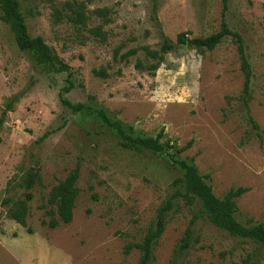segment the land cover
I'll return each mask as SVG.
<instances>
[{
	"label": "rangeland",
	"instance_id": "rangeland-1",
	"mask_svg": "<svg viewBox=\"0 0 264 264\" xmlns=\"http://www.w3.org/2000/svg\"><path fill=\"white\" fill-rule=\"evenodd\" d=\"M18 1L30 36L42 37L56 64L70 72L34 62L0 19V264H137L139 245L169 200L173 206L148 264H264V245L217 228L200 199L174 196L185 190L178 183L183 171L170 155L193 161L219 198L248 188L237 199L236 219L264 224V0H227L225 12L252 67L250 114L236 43L231 37L213 49L195 43L220 30L224 0ZM78 3L89 16L86 26L55 18L56 9L66 13L68 4ZM97 27L103 35L90 32ZM182 32L194 44L167 53L155 74L136 68L138 61L150 62L144 47L159 49ZM133 49L136 54L120 59ZM103 69L106 78L95 74ZM69 82L73 89L63 95L81 105L76 112L60 100ZM100 110L134 136L163 131L178 148L192 145L183 152L126 149ZM77 165L73 220L51 228L43 223L50 221L47 211L56 212L50 192ZM31 169L40 178L23 226L8 213L23 198ZM189 227L190 245L182 250Z\"/></svg>",
	"mask_w": 264,
	"mask_h": 264
},
{
	"label": "trees",
	"instance_id": "trees-1",
	"mask_svg": "<svg viewBox=\"0 0 264 264\" xmlns=\"http://www.w3.org/2000/svg\"><path fill=\"white\" fill-rule=\"evenodd\" d=\"M68 5L70 11L64 13V11L56 9L54 15L55 18L61 20L62 17H65L68 21L82 25L83 27L86 26L89 16L85 13L84 4L78 3ZM226 7L227 0H224V11L220 30L207 37L198 38L195 43L199 49H213L228 37H231L236 43L241 62V69L244 74L243 99L248 114H250L248 104L251 98L252 67L246 53L243 36L238 32L232 31L226 23ZM94 13L101 17L107 16V11L105 9H97ZM0 19L12 30L19 48L26 52L34 62L43 65L44 69H52L56 72H70L69 66L65 64H60V66H58L56 64L57 58L53 53V50L46 44L42 37L32 38L30 36L18 0H0ZM90 32L96 36L103 35L101 27L90 29ZM187 35V32L178 34L175 42L165 39L159 49L144 47L143 49L150 59V62L145 63L143 61H138L135 65L136 68L155 74L163 63L167 53L176 49L179 45L194 44L187 38ZM136 53L137 49L130 50L120 56V59L127 60L130 56ZM116 56L117 55H115V57ZM95 74L102 76L103 78L109 76L104 69L95 71ZM72 89L73 83L69 82V85L62 89L60 100L65 107H69L76 112L81 108V105L72 104L71 101L63 95L64 92L68 93ZM98 114L104 123L115 129L120 138V144L126 149L151 151L154 153H165L169 149H175L176 152H183L192 145V141H190L186 146L178 148L176 145L171 144L170 140H164L165 133L163 131H160L155 137L134 136L131 133L132 128H126V126L119 120L110 119L104 110H100ZM249 119L254 127L258 128V125L251 116H249ZM170 155L173 162H175L183 171V176L178 179V183L182 184L185 192L177 191L174 195L175 197L181 196L188 203H193L195 198L200 199L205 208L208 220L217 228L228 232L232 236L248 238L264 245V224L262 222L255 223L252 226H245L236 219V213L239 211L237 199L245 194L248 191V188H232L222 198H219L213 192L212 186L205 181L208 176L201 175L197 165L193 161L178 160L175 158L174 154ZM79 177L80 165H77L64 180L60 181L53 187L49 195L48 203L49 205L56 206V212L54 210L47 211V213L51 215V218L49 222L44 221V224H48L49 227L55 228L59 225L60 221L65 224L72 222L75 202L79 195V190L76 186ZM39 178L40 175L38 170L31 169L28 171L27 175L23 178L22 184L26 190L24 196L23 198L15 200L12 207L9 209L8 214L10 218L23 226H26L27 224L26 219L29 213V202L34 198L31 189ZM5 203L8 204L9 201L5 200ZM172 206L173 203L169 200L158 215L156 229L151 231L146 236L144 242L139 245L142 249L143 255L137 264L149 263L153 244L165 230V213L170 210ZM56 213L58 214L59 219L55 218L54 214ZM190 235L191 228L189 227L186 232L185 244L182 246V250L189 247Z\"/></svg>",
	"mask_w": 264,
	"mask_h": 264
}]
</instances>
